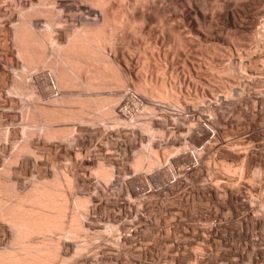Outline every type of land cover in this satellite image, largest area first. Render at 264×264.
<instances>
[{
  "label": "rangeland",
  "instance_id": "1",
  "mask_svg": "<svg viewBox=\"0 0 264 264\" xmlns=\"http://www.w3.org/2000/svg\"><path fill=\"white\" fill-rule=\"evenodd\" d=\"M17 2L18 0H8L0 5L4 8L0 10L3 11V16L0 13V175H3L2 172L7 167L10 168L7 176L20 189H24L33 180L51 178L54 172L73 175L74 192L85 199L89 208L84 219L86 228L84 227V234H80V239L76 238V241L68 237L61 238L59 249L62 251L59 250L56 263L264 264V30L261 29L264 24V0H164L159 5L158 16H162L160 18L164 19V23L169 22L165 24L172 28L173 34H177L174 36L177 40L174 37L170 41L162 39L157 22L152 21L149 26L152 29L145 35L147 38L135 34L129 42L132 44L130 46L136 45L138 48L140 45L141 49L142 46L146 49L150 45L146 49L148 53L144 55L125 51L126 43L120 44L125 49L119 59L133 72L131 85L143 84L142 81L147 80L144 88L149 89L155 85L170 83L176 88L177 94L186 96L188 103L183 98L181 100L188 105L191 103L189 106L180 105V113L176 107H171L175 111L170 107L155 111L156 121L152 126L157 130H164L163 141L154 145L156 150L161 151H158L161 159L166 157L167 152L172 153L170 150L174 145L178 147L188 142V146H192L189 137L184 139L181 134L184 128L192 125L193 134H198L197 136H201L203 130L211 133L203 145L195 148L199 150L206 146L198 163L185 160L182 162L184 166H177L174 163L176 160L172 161L173 153L170 155L169 165L176 174L175 178L161 181L155 178V174H149L145 180L147 188L140 175L129 167L133 154L142 151V145H146V137L131 134L127 130L116 133L99 126L87 127V130L75 132V141L71 147L61 141L46 143L41 137L34 135L31 139L32 147L38 152L39 159L34 162L29 157L21 156L16 163H9L14 153V143L18 144L22 140L21 128L25 122L21 117V106L31 101V95L29 98L25 97L28 100L23 98L20 101L22 98L10 93L11 81L18 79L23 71L19 59H16L9 33V28L18 18L15 10ZM72 2L64 0L63 4L70 6L74 4ZM190 4L197 5L202 10L201 19L194 22L186 16L183 22L176 21L175 14L186 13ZM225 11L232 12L234 16L226 18ZM117 14L121 15V9H117L116 16H119ZM66 15H62L63 21L68 20ZM37 18L34 25L38 31H42L44 19ZM75 18L73 24L79 22V18ZM59 32L55 33V37L58 42L63 43L65 32ZM258 39L261 42H255ZM178 43L181 44L180 47ZM181 46L185 48L182 49ZM44 68L37 72L35 70L36 73L34 70L30 71L31 75L25 79L29 82L35 81V77L41 80L38 90L45 93L42 102L49 99L54 89V86L52 90L49 89L41 79L42 74L48 72ZM188 79L193 80L190 82ZM133 85L129 90L134 96H138L139 93L132 90ZM226 90L227 95L232 92L230 97L224 95ZM110 91L107 93L117 92L115 89ZM206 91H209V95ZM56 93L55 91L52 95ZM137 96L135 97L141 100V95L139 94V98ZM156 100L157 98L154 99ZM183 118L186 122H182ZM177 155L174 154V158ZM97 162L114 167L115 178L106 186L98 185L92 178V169ZM224 164H228L229 170L225 171ZM181 166L185 169L179 168ZM132 179H135L137 187L134 185L136 195L131 198L127 195L129 187L124 184ZM142 188L147 190L139 194L138 191L143 190ZM70 210L67 209V215L72 213ZM68 220L67 216L66 221ZM78 244L85 245V248L82 252L75 253L74 249ZM11 245L10 230L0 221V249Z\"/></svg>",
  "mask_w": 264,
  "mask_h": 264
},
{
  "label": "bare ground",
  "instance_id": "2",
  "mask_svg": "<svg viewBox=\"0 0 264 264\" xmlns=\"http://www.w3.org/2000/svg\"><path fill=\"white\" fill-rule=\"evenodd\" d=\"M7 1L0 0V5L5 4ZM63 1L64 0H27L22 2L18 0L17 2L16 6L18 8L16 7L15 10H17L18 18L16 23L9 28V33L10 40H12L11 44H13L17 55L16 59H19L23 71L18 79H13L11 81L10 93L22 98L20 101L23 100V98L26 99L25 97L27 96L29 98V95H31V101L29 100L30 102H26L27 104L21 106V117L25 122L21 128L22 140L18 144L14 143V153L12 156L10 155L9 163H16L21 156L29 157L34 162L39 159L38 152L32 147L31 139L34 135H38L42 140L46 141V143L61 141L71 147L75 141L76 131L87 130V127L92 128L94 126H99L106 131H115L116 133L120 130H127L130 131L131 134L133 133L134 135L146 137V145H142V151L133 154L129 164L130 169L138 173L142 180H144L143 182L145 185H143L145 188H147L145 180L148 178L149 174H155V178L161 179V181H164V179L170 180L173 177L175 178L176 174H174L173 168L169 165L171 162L170 155L173 153L175 155L180 154L177 155V158H174L173 154L172 161L176 160L174 163L176 162L175 165L177 164V166L179 164L182 165V162H185V160H189L190 163L193 164L194 161L198 163V158L203 155L206 146H203L199 150L195 148L201 144L203 145L204 140L211 135V133H206V130L202 131L203 133H201V136L200 134L197 136L198 134L194 133L195 136L193 134L194 128L192 125L184 128V132L181 134H183L184 139H188L189 137L193 147L188 146V142L178 147L174 145L170 150L172 153L166 151V154L163 153L164 151L162 152V154H166V157L163 156L162 159L158 152L160 150H156L155 147L156 144L163 141L164 136L163 129L157 130L152 126L153 122L156 121L155 117L157 112L155 113V111H163L169 107L170 109L171 107H176L178 109L180 105L184 104L187 106L188 104H186V102L188 103V101L185 99L186 96H182L181 94V97L177 94L176 88L169 85L170 83L167 85L165 81L164 83L166 85H155L149 89L147 87L146 89L144 88V86H146L144 82H147V80L143 82L142 79L141 81L143 84L136 83V86L133 85L134 83L132 84L134 86L132 90L141 95V100H138L135 97L137 95L134 96V93L129 90V87L132 86L130 84L132 82L130 81L133 72L131 73L129 70L130 68L119 59V56L121 55L122 57L123 55L124 47H126L125 51L135 52V54L144 53L145 55L148 53L146 49L150 45L146 46V49H143L142 46L141 49V47H139L140 45L137 48L136 45L135 47L130 46L129 44L131 43L129 42L135 34L141 36V38L142 36L145 37L147 32L152 29L149 27L152 25H150L152 21H154V23L157 22V28L160 31L159 35L162 39L170 41L174 36L176 37L177 34L175 32V35L172 33V28L165 24L168 21L164 23V19L162 20L160 18L162 16H158V13H160L158 12L159 5L164 0H72L74 4L70 6L63 4ZM2 7L3 6H0V10L4 9ZM117 9H121V15L117 14L119 16H116ZM64 14H67V21L62 20V15ZM224 15L226 18L227 16H234L233 13L229 11H225ZM1 16H3L2 13ZM76 16L79 18L77 19L79 22L73 24V19ZM186 16L193 19L195 22L199 21L203 14L202 10L200 11L197 5L191 6L190 4L186 13H178L175 14L174 17L175 20L177 19L183 22ZM37 17L44 19L45 25L42 31H38L34 25L36 23H34L35 18L38 19ZM261 26L263 31L264 24ZM57 31H60L59 33L65 32V41L63 43L57 41V37H55ZM259 36L257 35V37ZM252 40L254 42V39ZM256 41L259 42L260 40L258 39L255 40V42ZM122 42L126 44L124 45ZM185 42L187 43L186 40ZM251 42L250 44H252ZM121 43L124 47H121ZM179 43L178 45L180 47L181 44ZM233 45H236V43H233ZM242 47L241 49H244ZM249 47L253 48L251 46ZM176 48H178V46ZM181 48L184 49L185 47L183 48L181 46ZM245 49L248 50L247 48ZM130 53H126V55ZM238 54H240V52H238ZM244 55H246V53ZM205 63L207 62L205 61ZM143 64L146 63L143 62ZM211 66L213 65L211 64ZM41 68L47 69L48 71L42 74L43 78L40 77L43 83L49 86V89L54 86L55 90L51 89V95L54 94L55 91L57 92L56 95H50L49 99L47 98L46 101L44 100V103L41 100L45 99V93L38 90L39 86L42 84L40 83L41 80L36 79V77L33 82L25 80L27 76L31 75V73H29L30 71L34 70V73H36L37 70ZM189 72L191 73V71ZM32 76H34V74ZM35 76L37 75L35 74ZM195 76H197V74ZM196 80H194L195 83H197ZM30 81H32V79ZM173 82H175V80ZM186 88H184V91H186ZM114 89L117 91L114 92L115 94H112L113 92L111 94L107 93ZM229 89L228 92L230 91ZM225 92L226 94L224 93V95H227V90ZM231 93L232 92L227 96L230 97ZM153 98H157V100L154 101ZM182 98L183 100L185 99L186 102L181 100ZM199 101H201V99ZM189 105H191V103H189ZM172 109L174 110V108ZM192 109L195 108L192 107ZM179 111L178 109V112ZM182 116L184 117V114ZM208 119L210 120V118ZM184 122H186V119ZM200 127L205 129L203 128L204 126ZM200 129L198 130L199 132ZM1 136L3 137V135ZM199 160H201V158ZM164 165L168 167L166 168ZM182 166L179 168L185 169V167ZM224 167L226 169L225 171L229 170L228 164H224ZM143 169L144 172H142ZM10 171V168L7 167L3 170V175H0V221L6 224L10 230L12 245L8 248L0 249V264H55L60 255L59 250L61 249H59V243H62L61 238L64 237L67 239L68 237L76 241V238L80 239V234H84L86 228L84 219L89 209L87 202L74 192L75 179H73V175L71 176L70 173L61 172L57 174L54 172L51 178L44 177L40 180H33L24 189H20L17 183L7 176L10 174ZM179 171L181 172V170ZM184 172H186V170ZM92 178L95 179L98 185L106 186L115 178L114 167L105 165L103 162H97L95 168L92 169ZM136 180H138V178ZM134 182L135 179H132L124 184L129 187L127 195L131 198L136 195ZM146 190L143 189L138 192L140 194L141 191ZM68 208L72 210V213H69L70 216L66 214L69 211H67ZM262 209L264 210L263 204ZM67 216L69 217L68 221H66ZM84 248L85 245L78 244L75 246L74 250L76 252H74H82Z\"/></svg>",
  "mask_w": 264,
  "mask_h": 264
}]
</instances>
